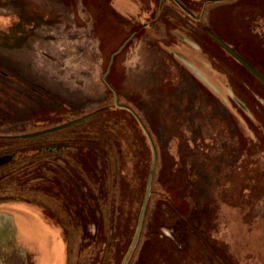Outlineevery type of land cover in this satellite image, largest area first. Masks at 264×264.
<instances>
[{"label": "rangeland", "instance_id": "1", "mask_svg": "<svg viewBox=\"0 0 264 264\" xmlns=\"http://www.w3.org/2000/svg\"><path fill=\"white\" fill-rule=\"evenodd\" d=\"M135 1L0 0L6 242L15 219L23 264H264V84L215 41L264 79V0Z\"/></svg>", "mask_w": 264, "mask_h": 264}, {"label": "crops", "instance_id": "2", "mask_svg": "<svg viewBox=\"0 0 264 264\" xmlns=\"http://www.w3.org/2000/svg\"><path fill=\"white\" fill-rule=\"evenodd\" d=\"M135 1V0H134ZM136 2V1H135ZM187 2V1H185ZM188 4L186 5L187 8H190L191 9V6H190V3L187 2ZM135 14L138 15L140 13L141 15V10H139V7H138V4L137 6L135 5ZM158 13H161L160 9H158ZM186 13H189V11H186ZM120 15V14H119ZM121 16V15H120ZM178 17H181L182 19H189L191 16L190 14H185V13H179ZM130 19V18H129ZM158 15L155 17V22H157L158 20ZM192 20V19H191ZM145 26H148V25H145ZM148 28V27H147ZM1 218V217H0ZM11 218V217H10ZM3 220L0 219V228H2L5 232H6V223L7 221H3V226H1V222ZM9 225H10V229L12 230L13 232V237L16 238V241L18 240H22L21 238V232H20V227L18 226L17 222L14 221L12 222V219L11 221H9ZM20 240V242L16 245V246H12V245H9L7 244V239L6 238H3V239H0V264H5V258L8 256V258H10V261H8L7 264H23V260H22V256H23V253H24V247L21 245L22 244V241ZM37 252H39V249L37 250ZM7 262V260H6ZM33 263H36L38 264V261H33L32 260V264Z\"/></svg>", "mask_w": 264, "mask_h": 264}, {"label": "water", "instance_id": "3", "mask_svg": "<svg viewBox=\"0 0 264 264\" xmlns=\"http://www.w3.org/2000/svg\"><path fill=\"white\" fill-rule=\"evenodd\" d=\"M215 41L225 50L227 51L230 55H232L241 65H243L250 73H252L257 79H259L263 84H264V79L258 75L246 62H244L240 57H238L234 52H232L228 47H226L224 44H222L220 41L216 40ZM122 49V47H120L112 56H111V60H110V63L108 65V68H107V71L102 75V80L103 82L105 83V85L112 91L113 95H114V105L116 107H121L120 105H118L117 103V96H116V93L114 92V90L109 86V84L106 82V75L110 69V66H111V63H112V60H113V57L115 54H117L120 50ZM121 108H125V107H121ZM127 109L128 111H130V109L128 108H125ZM131 112V111H130ZM132 113V112H131ZM136 117V116H135ZM137 121L139 122L138 118L136 117ZM139 124L141 125V123L139 122ZM142 126V125H141ZM147 138L149 139V137L147 136ZM149 143H150V146L152 148V155H153V161H152V167H151V171H150V175H149V178L151 179V176H152V172H153V168H154V151H153V147H152V143L149 139ZM150 179L148 181V187H149V183H150ZM147 200H148V191L146 192V195H145V198H144V201H143V205H142V209H141V214H140V217H139V222H138V227H137V231H136V235H135V238H134V241L129 249V253L132 251L133 247L135 246V243L138 239V236H139V233H140V229H141V224H142V220H143V216H144V212H145V208H146V204H147ZM2 219V218H0ZM3 221H6L5 219H2ZM3 221L1 222V226H3ZM8 229V221L6 223V231ZM3 238H6L7 239V234L6 232L0 228V239H3ZM128 253V254H129ZM125 263V262H124ZM123 263V264H124Z\"/></svg>", "mask_w": 264, "mask_h": 264}, {"label": "trees", "instance_id": "4", "mask_svg": "<svg viewBox=\"0 0 264 264\" xmlns=\"http://www.w3.org/2000/svg\"><path fill=\"white\" fill-rule=\"evenodd\" d=\"M187 1V2H191L190 0H184V2ZM183 2V1H182ZM186 2V3H187ZM191 5V4H190ZM185 7V6H184ZM185 10L186 11H189L191 13V11L189 10V8L185 7ZM108 88V87H107ZM109 91H111L109 88H108ZM115 106V105H114ZM116 107V106H115Z\"/></svg>", "mask_w": 264, "mask_h": 264}, {"label": "flooded vegetation", "instance_id": "5", "mask_svg": "<svg viewBox=\"0 0 264 264\" xmlns=\"http://www.w3.org/2000/svg\"><path fill=\"white\" fill-rule=\"evenodd\" d=\"M264 38V37H263Z\"/></svg>", "mask_w": 264, "mask_h": 264}]
</instances>
